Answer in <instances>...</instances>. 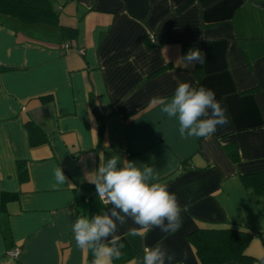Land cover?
<instances>
[{
    "label": "crops",
    "instance_id": "0c3cea01",
    "mask_svg": "<svg viewBox=\"0 0 264 264\" xmlns=\"http://www.w3.org/2000/svg\"><path fill=\"white\" fill-rule=\"evenodd\" d=\"M48 1L55 23L0 14V264H92L72 224L106 209L85 177L113 156L152 166V182L186 209L171 235H126L137 227L128 220V250L113 264H140L157 242L174 264H200L188 237L203 229L249 232L246 254L264 264V198L241 181L264 172V0ZM192 48L205 63L184 67ZM178 81L212 89L230 122L207 139L182 137L152 102ZM58 167L66 184L56 185Z\"/></svg>",
    "mask_w": 264,
    "mask_h": 264
},
{
    "label": "clouds",
    "instance_id": "9594fccd",
    "mask_svg": "<svg viewBox=\"0 0 264 264\" xmlns=\"http://www.w3.org/2000/svg\"><path fill=\"white\" fill-rule=\"evenodd\" d=\"M180 60L184 67L193 63L202 65L205 54L192 48ZM152 102L159 103L161 112L167 117L177 120L182 137L207 139L218 126L230 122L227 109L222 107L212 89L193 87L187 81H178L171 97ZM153 176L152 166L141 169L135 161L115 156L100 162L98 168L86 174L85 178L95 185L97 197L107 205L102 213L78 216L72 224L76 245L92 252V264H113L121 257L125 245L119 229L127 225L128 220L137 226L127 229L126 235L133 237L155 228L168 235L180 230L182 212L186 209L167 185L152 182ZM54 179L56 185L67 183L61 167L55 169ZM176 258V252L157 242L144 248L140 264H174ZM186 258L184 254L183 259Z\"/></svg>",
    "mask_w": 264,
    "mask_h": 264
},
{
    "label": "trees",
    "instance_id": "16d2710c",
    "mask_svg": "<svg viewBox=\"0 0 264 264\" xmlns=\"http://www.w3.org/2000/svg\"><path fill=\"white\" fill-rule=\"evenodd\" d=\"M0 14L15 17L23 24L55 23L57 19V13L53 11L48 0H0ZM26 126L31 144H37L39 141L37 138L39 135L41 136V131L33 123H28ZM228 155L233 161H237L236 151L229 150ZM18 171L20 178L24 179L26 170L22 162L18 163ZM241 181L245 188L252 190L256 196L264 198V172L242 176ZM1 197L3 201L14 198L13 195L7 194ZM188 239L195 249L200 264L258 263L256 258L246 254L252 240V235L247 231L203 229L191 233ZM122 242L125 245L123 253L128 249L126 243Z\"/></svg>",
    "mask_w": 264,
    "mask_h": 264
},
{
    "label": "built area",
    "instance_id": "2783aa9c",
    "mask_svg": "<svg viewBox=\"0 0 264 264\" xmlns=\"http://www.w3.org/2000/svg\"><path fill=\"white\" fill-rule=\"evenodd\" d=\"M82 52V51H81ZM83 53V52H82ZM104 205H106L103 201H101ZM11 256L12 257H17L18 256V250H13L12 252H11Z\"/></svg>",
    "mask_w": 264,
    "mask_h": 264
}]
</instances>
